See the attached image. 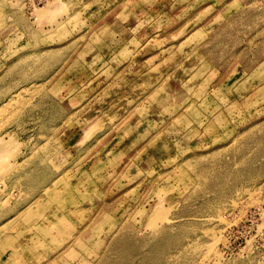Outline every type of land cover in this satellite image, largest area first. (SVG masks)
Wrapping results in <instances>:
<instances>
[{
	"label": "rangeland",
	"instance_id": "rangeland-1",
	"mask_svg": "<svg viewBox=\"0 0 264 264\" xmlns=\"http://www.w3.org/2000/svg\"><path fill=\"white\" fill-rule=\"evenodd\" d=\"M6 104L0 264H264V0H0Z\"/></svg>",
	"mask_w": 264,
	"mask_h": 264
},
{
	"label": "crops",
	"instance_id": "crops-1",
	"mask_svg": "<svg viewBox=\"0 0 264 264\" xmlns=\"http://www.w3.org/2000/svg\"><path fill=\"white\" fill-rule=\"evenodd\" d=\"M25 159H27V158H25ZM24 162V160L23 161H21V162H18V163H21V166L24 164L23 163ZM12 181V182H15V183H17L18 185H21V184H31V185H37V184H41V185H43V186H46L47 184H50V180L47 182V180H45V179H40V178H34L32 181H26V180H24L23 181V179H19V178H17V177H9L8 179H7V181ZM11 182V183H12ZM45 182V183H44ZM46 182H47V184H46ZM19 191V190H18ZM17 191V192H18ZM22 194L24 193V191H23V189L20 191ZM19 194V193H18Z\"/></svg>",
	"mask_w": 264,
	"mask_h": 264
},
{
	"label": "built area",
	"instance_id": "built-area-1",
	"mask_svg": "<svg viewBox=\"0 0 264 264\" xmlns=\"http://www.w3.org/2000/svg\"><path fill=\"white\" fill-rule=\"evenodd\" d=\"M49 0H28V6L34 9L37 6L44 5Z\"/></svg>",
	"mask_w": 264,
	"mask_h": 264
},
{
	"label": "bare ground",
	"instance_id": "bare-ground-1",
	"mask_svg": "<svg viewBox=\"0 0 264 264\" xmlns=\"http://www.w3.org/2000/svg\"><path fill=\"white\" fill-rule=\"evenodd\" d=\"M10 102H11V101H10ZM7 105H8V104L3 105L2 107H0V117L3 116V115L5 116V114H7V112L5 113L6 110H4L5 107H6ZM8 106H9V105H8ZM0 119H2V118H0ZM0 124H1V126H0V129H1L2 126H3L4 124H3V122H1ZM47 182H48V181H47ZM47 182H46V184H47ZM55 182H56V181H55ZM44 183H45V182H44ZM22 210H23V209H22ZM24 211H25V210H24ZM155 214H157V216L161 215L159 212H157V213H155ZM17 223H19V222H17ZM18 225H19V224H18ZM6 226H7V225H6ZM15 226H16V225H15ZM9 227H10V226H9ZM9 227H8V228H9ZM21 229H22V228H21ZM0 230H2V229H0ZM8 230H9V229H8ZM16 230H17V229H16ZM15 232H16V231H15Z\"/></svg>",
	"mask_w": 264,
	"mask_h": 264
}]
</instances>
